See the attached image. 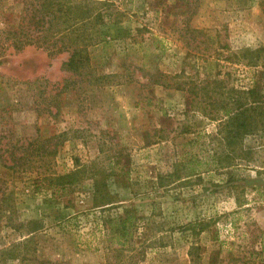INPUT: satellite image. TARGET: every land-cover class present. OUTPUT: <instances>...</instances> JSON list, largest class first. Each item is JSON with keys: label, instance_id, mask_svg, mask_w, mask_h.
Here are the masks:
<instances>
[{"label": "rangeland", "instance_id": "374dc122", "mask_svg": "<svg viewBox=\"0 0 264 264\" xmlns=\"http://www.w3.org/2000/svg\"><path fill=\"white\" fill-rule=\"evenodd\" d=\"M37 3L0 0V264H264V134L237 148L219 134L229 100L264 96L262 1H62L71 13L57 21L88 44L92 83L64 68L67 51L16 50L21 26L40 36ZM61 133L55 157L18 161ZM226 155L237 183L215 170ZM128 214L121 245L111 223Z\"/></svg>", "mask_w": 264, "mask_h": 264}, {"label": "trees", "instance_id": "16d2710c", "mask_svg": "<svg viewBox=\"0 0 264 264\" xmlns=\"http://www.w3.org/2000/svg\"><path fill=\"white\" fill-rule=\"evenodd\" d=\"M55 1L58 2L57 6L59 8H54ZM62 1L70 2L71 0H37L38 3L34 5L35 10L33 11L30 21H32L31 26L35 28V31L40 36L37 38L33 37L30 30H28V32L21 31V26L20 29L16 30V50H21L34 45L37 48L46 50L50 56L67 51L69 52L70 57L68 61L64 63V68L68 71L74 72L75 75H78L81 82L92 83V78L94 76L92 72L89 71L90 57L87 50L88 44L81 40L80 37L74 36V27L72 25L62 28V25H59V22L57 21V19L61 20L71 13L70 5L67 6L66 10L60 8V3ZM261 1V5L264 6V0ZM88 12V10H83V16ZM47 23L49 24L48 27H46ZM53 25L57 27H53ZM262 76L264 78V72L262 73ZM94 78V80H98L96 76ZM68 88V84H65L62 91H65ZM263 98L264 96L259 94V87L255 86L249 90L240 91L237 99H234L235 104L233 105H235V107H233V109L230 104L232 103L231 100L224 105L223 110L227 119L225 123L221 125L222 128L219 134L222 136V141L229 148H237L240 142L249 135L264 134ZM64 137L65 133L47 139H42V137L38 135L34 140L28 143L27 146L23 145V151L24 149L26 151H24L21 157H17L18 161H24L25 164L32 166L39 162H47L50 158L57 155L58 148L65 141ZM198 143L199 141H190L188 145L195 147ZM248 156L249 155L247 154L246 159H250ZM188 158L191 160V163L199 162V156L197 154L190 153L188 154ZM213 164L217 172L221 173L223 171L227 174V184H233L239 181V177H237L233 171V169L236 168L233 164L231 155H226L225 158L223 156H214ZM91 170L93 171V175L89 178L92 180L95 179V181H93L95 205L97 208L109 209L111 207L103 208L110 203H106L108 194H106V191L102 188L101 182L98 181L100 180L98 178L99 171H94V168ZM84 172L86 171L84 170ZM82 175L83 170L58 176L56 179H59L58 181H60L77 178L79 176L82 177ZM56 179L51 178L50 180L56 182ZM57 184H52L50 188H58L59 185ZM67 186L71 185H64L63 183L59 187L67 188ZM127 213L129 212L127 211ZM113 221L115 224L111 223V230L113 231V234L116 235L118 243L121 245L129 243L133 238L132 233L136 226L134 223V217L128 214L126 217H116Z\"/></svg>", "mask_w": 264, "mask_h": 264}]
</instances>
